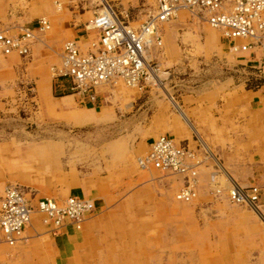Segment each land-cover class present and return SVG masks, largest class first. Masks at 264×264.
I'll list each match as a JSON object with an SVG mask.
<instances>
[{
  "label": "rangeland",
  "instance_id": "rangeland-1",
  "mask_svg": "<svg viewBox=\"0 0 264 264\" xmlns=\"http://www.w3.org/2000/svg\"><path fill=\"white\" fill-rule=\"evenodd\" d=\"M109 2L138 25L156 0ZM99 7V0H0V24L14 32L20 26L36 29L32 23L43 16L51 23L37 33L29 55H16L11 68L0 69V197L3 188L17 185L36 199L63 202L72 188H82L102 201L94 216L99 224L78 264H264L263 211L216 196L212 180L213 172L222 173L219 161L241 185L264 184V94L254 96L264 89V63L253 51L232 49L202 16L182 10L162 26V45L150 50L159 63L157 80L140 89L112 83L98 89L95 101L82 100L71 88L61 89L72 81L53 68L64 43L74 40H61L71 33L66 27L85 30ZM212 31L215 36L208 38ZM95 37L91 32L79 43L86 49ZM48 78L43 95L40 82ZM115 88L127 97L117 96ZM67 94L79 110L98 116L106 111L105 119L81 125L70 110L48 109L47 98L54 104ZM174 130L205 159L198 169V197L188 203L176 199L179 176L166 179L138 163L153 136ZM132 150L140 151L135 171L127 169ZM29 229L14 245L0 239V264H49L47 244L33 243Z\"/></svg>",
  "mask_w": 264,
  "mask_h": 264
},
{
  "label": "built area",
  "instance_id": "built-area-1",
  "mask_svg": "<svg viewBox=\"0 0 264 264\" xmlns=\"http://www.w3.org/2000/svg\"><path fill=\"white\" fill-rule=\"evenodd\" d=\"M99 1L100 7L86 25L87 34L92 32L96 36L91 45L84 49L77 39L66 41L60 64L53 68L56 76L71 79V90L82 100L95 101L98 89L110 83L122 82L127 87L139 89L152 83L159 63L152 59L150 50L162 45L161 24L174 20L182 10L202 16L220 31L222 39L235 51L252 52L259 48L264 63V0H156L154 11L138 25H134L128 15L120 14L109 0ZM37 24L36 29L20 26L16 32L0 24V55H29L37 33L51 27L46 16L40 17ZM204 161L190 145L166 133L157 135L138 158L143 170L155 169L183 176L184 184L176 192V199L183 202L198 197V169ZM217 178L218 172H213L216 196L234 205L261 210L263 187H245L231 176H228L227 185H221ZM37 209L44 215V222L53 224L55 229L66 223L82 229L95 204L79 196H69L60 203L45 197L38 201ZM34 210L23 189L17 185L7 186L0 204V231L6 242L14 245L24 239Z\"/></svg>",
  "mask_w": 264,
  "mask_h": 264
},
{
  "label": "crops",
  "instance_id": "crops-1",
  "mask_svg": "<svg viewBox=\"0 0 264 264\" xmlns=\"http://www.w3.org/2000/svg\"><path fill=\"white\" fill-rule=\"evenodd\" d=\"M40 1H42V0H40ZM42 5L46 6L47 4L44 2ZM57 6H59V5H57ZM32 8H35V7H32ZM32 8L30 9L31 11H33ZM57 8H59V7H57ZM39 11L42 12V10H39ZM149 12H150V10H149ZM58 14H59L58 16L60 17L61 12H59ZM164 24H166V23L161 24V28ZM32 27H35V28L37 27V21L36 20L32 23ZM66 29H69L71 33L67 32L61 38V40L68 38V37H74V39L80 40V38L84 37V36H86V39H88L86 27H85V30L82 27H75V26L74 27L69 26V27H66ZM83 31H86V33H82ZM210 35L211 36H209L208 38L212 37V35L215 36L213 31L210 33ZM38 42H43V41L38 39ZM55 43H59V40L55 41ZM35 44H36V42H35ZM258 53L260 54L259 50H254L252 56L254 55L253 57L255 60L256 59L258 60V58H259V61L262 62L261 56L259 57ZM16 55H18V54L14 53V54H11L8 56H0V69L11 68V65H13L17 59ZM248 61H252V59H250ZM69 85H70V81L67 80L66 82H63L62 84H60V87L64 91V90H67L68 88H71ZM108 85L109 86H115L112 83H110ZM49 87H50V79L49 78L40 82V90H41L43 95H45L47 93V90L49 89ZM118 89L119 88H115V90L113 89V93L115 92L117 94V96L127 97L126 95H120V92ZM254 93H255V95H254L255 97H258V95H259L260 99H262V97L264 98V95H263L264 89L255 90ZM168 95H171L172 98H175L172 96L171 93H168ZM60 98L62 100L60 102H57L54 104L49 100V98H47L48 109L49 110H57V109L70 110L72 117H73V120L75 121L76 124L84 125V124L96 123L99 120L105 119V117H106V111L98 116L94 112L89 113L87 111L84 112L83 110H79V107H77L75 105L77 103V100H76V98H73L72 94H67L65 96L62 95ZM174 106L180 111L181 116L183 118H185L186 122L190 123L188 120L187 114L181 109V106L179 105L177 100H176V104ZM259 107H261V108L264 107V102ZM174 133L175 134H171V133H166V134H168L169 136L175 138L176 140H178L184 144L191 145V140L189 138L185 137L183 139H179V137L182 135V131L174 130ZM204 134L206 137L209 136V134L206 131ZM155 138L156 137L153 136L152 140L150 142L149 141L147 142L148 148L150 147L152 141ZM193 141H195V142L200 141V142H203V144L205 143V141L203 139L196 140L194 137H193ZM139 152L140 151L132 150V152L128 156L127 169H130L132 171L137 170V167L134 164L133 159L136 156V153L139 154ZM218 164H219V170L222 173L220 174L218 172L217 181L221 185H227L228 176L230 177L232 175H230L229 170L222 163H220L218 161ZM148 171H151V170H148ZM157 171H159V170H157ZM159 172H160V175H162L166 179L171 177V175H177V176H179V178H178L179 182L181 181L182 185L184 184V177L179 175V174L171 173V172H162V171H159ZM222 174L227 176V177L222 178L221 177ZM146 176L151 177V178H155V176L153 174H152V176H150V174H147ZM159 177H161V176H159ZM251 185L263 186L264 184H261L259 182L252 183L250 181V184H246L243 186L248 187ZM24 191L27 193V197L30 199L32 206L36 208L38 201L43 197L36 199V197L33 196L32 193H29L26 189ZM3 192H4V188L2 190V195L0 197V200L3 196ZM69 196H79V197H82L85 199H89V200L93 201L94 204L97 205V210H94L91 214H89V216L87 217L86 221L83 224L82 229H76V227L71 223H66L60 229H55L53 224L45 223L42 219H41L42 222H40V215H43V214H41L40 212L35 211V210L33 211L32 222H31V225L29 226L30 229L28 230L29 236L32 237V240H34L33 243L47 244L46 245V247H47L46 252L50 255L49 256V264H78V260L81 258V256H83L82 255L84 253L83 250L87 246L88 241L90 240V234H91L92 230L94 229V225L96 226L99 224V218L95 219L94 216L98 214V212H97L98 208L103 206L102 201L98 200L97 197H92L86 191H84L82 188H72L69 192ZM69 196H67V197H69ZM53 199L57 200L56 198H53ZM259 206L261 208V211H263L262 213H264V191H263V194L261 196ZM175 208L177 210L180 209L179 206H174L172 209L175 210ZM252 210H253V208H252ZM253 211L255 212V210H253ZM41 230H42V232H41ZM0 239L2 240V242H6L1 233H0Z\"/></svg>",
  "mask_w": 264,
  "mask_h": 264
},
{
  "label": "bare ground",
  "instance_id": "bare-ground-1",
  "mask_svg": "<svg viewBox=\"0 0 264 264\" xmlns=\"http://www.w3.org/2000/svg\"><path fill=\"white\" fill-rule=\"evenodd\" d=\"M154 11V10H153ZM255 50H259V48H256ZM260 51V50H259ZM166 73V72H165ZM153 77L157 80V77H158V74H153ZM158 82V81H157ZM159 83V82H158ZM161 83V82H160ZM159 85V84H158ZM168 93V92H167ZM170 97H171V95H170ZM172 98V97H171ZM5 192H6V190H5ZM5 192H4V194H5ZM3 194V195H4ZM26 195H27V193H26ZM3 197V196H2ZM2 199V198H1ZM52 199V198H51ZM59 202V201H58ZM60 203V202H59ZM0 204H1V200H0ZM35 211H38V209H37V205H36V208H35ZM39 212V211H38ZM259 212V214H261V210L260 211H258ZM41 213V212H40ZM33 214V213H32ZM262 215V214H261ZM31 222H32V219H31V221H30V224L26 227V229L31 225ZM26 231V230H25ZM0 233L3 235V233L0 231ZM3 237H4V235H3ZM5 239V238H4ZM6 241V240H5Z\"/></svg>",
  "mask_w": 264,
  "mask_h": 264
}]
</instances>
